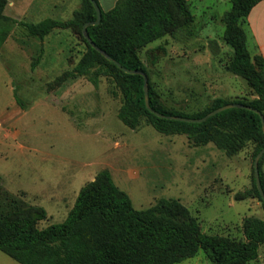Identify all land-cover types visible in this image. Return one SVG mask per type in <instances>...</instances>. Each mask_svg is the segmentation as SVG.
Returning <instances> with one entry per match:
<instances>
[{"label": "rangeland", "instance_id": "obj_1", "mask_svg": "<svg viewBox=\"0 0 264 264\" xmlns=\"http://www.w3.org/2000/svg\"><path fill=\"white\" fill-rule=\"evenodd\" d=\"M97 1L104 11L115 6V0ZM208 1L214 3L209 11ZM208 1L199 3L201 14L195 10V36L167 37L141 53L156 89L171 106L195 107L218 97L255 98L247 83L226 69L232 51L223 43L225 25L220 17L231 9V2ZM9 2L13 4L6 14L26 22L69 20L82 4ZM212 12L220 17L210 20ZM16 30L0 49V177L5 190L46 210L48 219L40 222V229L64 222L81 189L104 170L130 196L135 209H148L160 199L179 200L206 234L243 240L246 218L264 220L258 198L236 199L239 192L253 188L252 143L228 157L213 144L194 146L186 136L163 135L146 122L132 130L119 119L121 96L114 94L117 90L105 77L97 87L80 77L49 89L48 84L73 69L85 51L71 30H56L43 42L24 38L21 29ZM247 45L254 53L250 39ZM158 46L165 47V55L150 51ZM155 54L160 59L151 65L148 56ZM16 87L26 110L16 102ZM262 170L264 174V162ZM0 264L19 263L0 252ZM180 264L212 262L200 250ZM248 264H264V245L258 259Z\"/></svg>", "mask_w": 264, "mask_h": 264}, {"label": "trees", "instance_id": "obj_2", "mask_svg": "<svg viewBox=\"0 0 264 264\" xmlns=\"http://www.w3.org/2000/svg\"><path fill=\"white\" fill-rule=\"evenodd\" d=\"M261 1L230 0L231 9L222 18L225 25L222 40L232 51L226 69L247 83L255 97L252 100L218 97L205 105L175 107L162 99L141 53L167 37L186 34L189 38L194 34L192 28L198 19L188 0H117L112 9H101V22L87 27V33L99 49L122 67L147 75L150 106L160 114L202 119L228 104H242L264 115V57L251 53L247 45L248 16ZM9 3L0 0V49L16 29H21L22 37L40 42L56 30H71L85 45L79 62L49 83L50 90L80 77L97 87L105 77L117 90L114 94L121 96L119 119L132 130L146 122L163 135L186 136L194 146L213 144L228 157L239 154L249 143L255 146L254 157L264 149L262 121L253 110L228 109L200 124L161 118L150 112L145 101L144 78L124 72L85 38L84 25L97 20L91 0H81L80 9L69 20L46 18L40 22L10 17L6 14ZM212 44L219 50L216 41ZM150 51L166 54L164 46ZM159 59L156 54L148 56L151 65ZM37 63L38 59L32 67ZM15 90L17 104L26 110L18 87ZM263 162L264 156L259 163L264 191ZM247 198H258L264 207L255 170L253 188L236 195L237 200ZM47 219L43 207L28 205L5 190L0 177V252L19 264H180L200 250L212 264H248L258 259L264 245V220L260 218H246L242 225L244 239L238 240L204 233L198 219L176 199H160L148 209L137 210L107 170L81 189L64 222L40 229V222Z\"/></svg>", "mask_w": 264, "mask_h": 264}, {"label": "water", "instance_id": "obj_3", "mask_svg": "<svg viewBox=\"0 0 264 264\" xmlns=\"http://www.w3.org/2000/svg\"><path fill=\"white\" fill-rule=\"evenodd\" d=\"M96 13H97V20L95 22H91V23H87L84 25L83 27V34L85 36V38L88 40V42L91 44V46L97 50L98 52H100L105 58H107L109 61H111L112 63L116 64L119 68H121L124 72L128 73V74H133V75H141L144 78L145 84H144V91H145V101H146V106L148 108V110L152 113H154L155 115L161 117V118H167L170 120H175V121H181V122H185V123H192V124H200L203 123L205 121H207L209 118L215 116L218 113H221L225 110L228 109H234V108H240V109H248V110H253L255 113H257L262 121V125H263V131H264V115L259 112L258 110L252 109L250 107L244 106L242 104H228L226 106H223L221 108H218L217 110L209 113L206 117L202 118V119H191V118H184V117H178V116H165L163 114H160L156 111H154L151 106H150V101H149V79L147 77V75L141 71H135V70H129L126 69L124 67H122V65H120L117 61H115L113 58H111L106 52H104L103 50L99 49L96 44L91 40V38L89 37L88 33H87V27L91 26V25H98L101 22L102 19V13H101V8L98 5V3L96 2V0H91ZM264 156V149L258 153V155L256 156L255 160H254V170H255V178H256V182H257V187L259 189V192L261 194L262 200L264 201V191L262 189V185H261V179H260V170H259V163L261 158Z\"/></svg>", "mask_w": 264, "mask_h": 264}, {"label": "crops", "instance_id": "obj_4", "mask_svg": "<svg viewBox=\"0 0 264 264\" xmlns=\"http://www.w3.org/2000/svg\"><path fill=\"white\" fill-rule=\"evenodd\" d=\"M188 1L191 2L195 10H197L200 13L202 8H200L199 3L203 2L204 0H188ZM222 1H226V2L228 1L230 3V0H219V2H222ZM116 2L117 0H115L114 5L116 4ZM9 4L12 5L13 2L12 3L10 2ZM213 5L214 3L209 2L206 7V10L209 11ZM7 11H8V8L6 9V13ZM226 12H224V15ZM204 13L207 14L206 12ZM212 13H213L212 17H209L210 20H214L215 18L220 17L218 14H215V12H212ZM220 18L222 19L223 17H220ZM249 39L254 44V53H259L264 57V0L261 1L257 6H255L253 10L251 11L250 15L248 16V40Z\"/></svg>", "mask_w": 264, "mask_h": 264}]
</instances>
